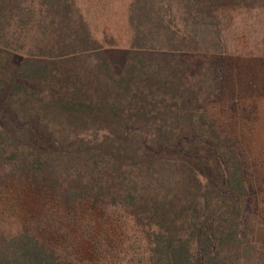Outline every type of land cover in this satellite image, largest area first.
<instances>
[{
    "label": "trees",
    "instance_id": "obj_1",
    "mask_svg": "<svg viewBox=\"0 0 264 264\" xmlns=\"http://www.w3.org/2000/svg\"><path fill=\"white\" fill-rule=\"evenodd\" d=\"M127 1L115 65L77 0H0V264H264V0Z\"/></svg>",
    "mask_w": 264,
    "mask_h": 264
},
{
    "label": "rangeland",
    "instance_id": "obj_2",
    "mask_svg": "<svg viewBox=\"0 0 264 264\" xmlns=\"http://www.w3.org/2000/svg\"><path fill=\"white\" fill-rule=\"evenodd\" d=\"M77 2L86 10L87 19L90 25V29L93 32L94 37L99 40L102 44L110 61L115 65H120L124 62L126 55L129 52V31L126 23V6L127 0H120L118 2H105L96 0H77ZM233 19L236 21L238 27L250 28L254 31V41L249 42L252 49H248L244 52L242 46L246 45V41L241 38L244 42L236 44V48L240 49L244 54L242 56L234 55V59H251L252 69H256L257 66L261 67L264 63V10L262 11H251L249 13L237 10L231 13ZM18 29V28H16ZM7 30V29H6ZM263 39V41L261 40ZM7 49L10 51V56L13 60L16 57H21L22 50L26 44L25 36L23 32L16 30L9 33V39L5 42ZM248 46V44L246 45ZM242 47V48H241ZM242 49V50H241ZM261 49V50H259ZM14 52H13V51ZM247 54V55H246ZM41 55L45 58L56 59L57 54H46L42 52ZM68 57V56H67ZM68 59H72L69 57ZM252 70V71H253ZM250 70H246L243 77L246 79L251 78ZM264 73L260 74V78H264ZM235 80L234 75L230 76V80L225 84L222 97H229L230 91L234 89ZM262 92H253L252 89L242 90L241 95L247 97V95L261 93V99H264V84H259ZM240 89H237L234 93H238ZM252 97H250L249 101ZM255 100V98H254ZM252 104V103H251ZM260 114L264 119V101L258 103ZM264 123V120H263ZM264 131V130H263ZM258 145L262 150L261 155L264 158V132L261 137L257 140Z\"/></svg>",
    "mask_w": 264,
    "mask_h": 264
}]
</instances>
